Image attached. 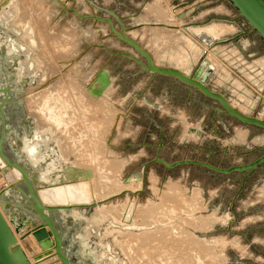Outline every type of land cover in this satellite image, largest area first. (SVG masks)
Returning a JSON list of instances; mask_svg holds the SVG:
<instances>
[{
  "label": "rangeland",
  "instance_id": "374dc122",
  "mask_svg": "<svg viewBox=\"0 0 264 264\" xmlns=\"http://www.w3.org/2000/svg\"><path fill=\"white\" fill-rule=\"evenodd\" d=\"M59 1L65 4L67 10H75L81 15L110 19L117 31L118 23L105 10L116 12L118 7H125L129 14L127 24L123 22L126 35L153 55L157 67L178 68L183 74L191 76L208 61L212 69L205 81L206 87L221 94L231 107L241 110L244 115L264 120V44L253 31L249 37L241 35L249 27L237 17L235 9L227 1ZM16 3L17 8L10 10ZM206 23L224 24L232 29L206 45L194 30V27L206 26ZM68 34L72 37L70 40ZM59 35L71 42L73 50L70 49L72 52L69 54L74 52L72 56L67 57L66 50H60L59 46L57 49L56 43H52ZM45 39L50 42H45ZM40 45L46 46L43 49L49 48V53L44 54ZM104 48L141 60L130 47L111 34L107 24L79 19L73 13L65 12L57 0H0V63L5 58L12 82L21 88L19 101L27 135L20 139V150L26 152L30 146L27 157L31 163L34 162L31 168L37 171L40 179L35 187L59 184L64 179L63 170L68 165L73 166L75 161L76 168L87 170L90 167L89 171L94 168L99 176L105 172L110 177L112 175L122 187L117 190L119 193L101 202L102 206L124 207L115 219L117 222L120 220L118 223H110V215L104 220L92 218L94 208L101 206L99 203L76 209L79 218L73 215L74 210L59 215L66 229L64 235L69 236L71 262L264 264V163L245 177L246 172L220 175L197 165L165 169L162 164L153 161L158 153L159 158L168 164L197 160L221 169L246 165L264 154V130L215 112V108L220 109L216 101L195 89H187L186 85L174 78L157 75L152 85H147L151 74H137L140 67L136 63L124 57L111 56ZM50 55L55 56L52 59ZM185 57L187 62L183 66L182 59ZM49 64H52L53 71ZM100 69L122 74L117 85H110L99 100L89 99L87 103L84 101V105L77 102L80 113L86 114L83 115L85 118L80 117L84 120L73 121L67 132L58 128L55 130L56 124L49 123L51 127L47 126L45 130L51 132V138L47 132L48 137L44 139L45 130L40 128L44 125L40 122L42 116L37 112L35 114V111L29 114L26 97L32 96L34 101L30 105L35 107L36 103L37 107L38 94L58 78L64 79L69 75L76 85H86V88ZM133 74L136 75L132 77ZM75 92L78 90L74 91L73 96L79 97V93ZM33 114L37 115L36 118ZM82 135L80 144L84 146L81 149L80 145V149L85 151L89 145L90 148L94 147L93 150L88 147L87 151H91H86L87 155L83 153L80 158H75L73 150L77 146L76 139ZM158 145H161L160 150L156 148ZM58 153L59 160L65 162L56 160ZM100 154L107 159L105 170L98 167ZM96 157L94 162L98 160L97 164L93 162ZM90 160L97 166L87 165ZM142 171L141 181H135ZM2 173L6 175L7 172L0 169ZM128 178H131L129 182ZM2 182L5 186L3 179ZM112 187L107 186V193L114 194L116 189ZM10 200L18 201L15 193ZM129 204L133 209L153 204L156 209L153 207L154 215L150 214L152 218L149 217L145 225L140 221L134 222L135 213L132 209L128 213ZM6 207L5 213L1 214L14 234L16 222L10 225L9 215H15L17 219L23 214L11 205ZM150 219L154 223L151 224ZM129 224L132 226L128 229ZM67 226H72L70 232ZM26 228L22 232H26ZM141 230H148L150 243L153 241L155 246L148 249H157L154 256H148L155 257H150L153 263L147 257L130 260L128 248L133 244L127 241L133 237H128L126 231L139 235ZM118 232L123 236L119 237ZM158 234H162L163 239ZM156 238H161L163 243ZM15 239L19 240L18 245L28 262L34 264L33 256L40 253L34 239L26 237L20 240L19 234L15 235ZM71 247H75V250Z\"/></svg>",
  "mask_w": 264,
  "mask_h": 264
},
{
  "label": "water",
  "instance_id": "95a60500",
  "mask_svg": "<svg viewBox=\"0 0 264 264\" xmlns=\"http://www.w3.org/2000/svg\"><path fill=\"white\" fill-rule=\"evenodd\" d=\"M227 1L237 13V17L242 19L249 27L250 31H253L264 44V0H225ZM57 3L61 5L62 9L67 13H73L76 17L82 20H95L101 23H105L108 26V30L111 34L130 47L135 54H137L141 60L126 54L111 52V56H120L127 58L136 63L140 70L138 73H149L152 76H166L176 79L178 82L187 86V89H195L205 97L216 101L220 109H214L215 112L225 114L235 119L236 121L253 126L264 130V120L256 117L246 116L235 108L231 107L226 99L219 93L211 91L206 87L205 81L208 74L211 72L210 68H204L200 65L191 76H187L177 69L172 68H161L157 67L151 55L141 48V46L126 35V30L123 21L116 15L115 11L105 12L109 14L119 25L117 31L110 19H103L95 15L84 16L79 14L75 10H67L65 4L57 0ZM111 85L110 76L105 69H100L95 75L91 84L86 87L85 92L93 99L98 100L103 92ZM21 104V103H20ZM0 116L1 110H0ZM5 137L4 121L2 119L1 136H0V158L5 163L7 168H14L21 174V180L19 183L11 185L7 190L0 192V209L2 213H5L6 206L11 205L19 210L23 214V220L16 219L15 215H9L8 222L10 225H14V232L16 235L19 234V239L23 240L28 236H31L37 243L40 253L33 256L34 262H39L50 256H55L59 264H73L67 254L66 246L64 245V234L65 227L62 224V219L59 215L64 212L68 213L71 210L81 209V207H51L45 205L37 196V187L34 186L33 181L30 179L28 171L16 162L13 156H6L1 150V146ZM157 150L161 149V145H158ZM154 162L160 163L165 169H173L180 165H197L203 167L213 173L220 175H229L231 173H242L246 172L245 177L251 175L259 166L264 163V154L254 160L253 162L246 165H239L230 167L228 169H221L214 167L206 162L197 160H182L172 164L166 163L164 160L159 158L158 153L153 160ZM5 172V169H1ZM2 171V172H3ZM64 179L59 182L63 183H74L78 180H89L91 179L92 173L89 170L77 169L71 166L66 167L63 170ZM143 171L140 176H136L135 179L141 181ZM131 179V178H130ZM129 181V178L127 182ZM8 192L15 193L19 199L10 200L11 195ZM92 205H95L93 203ZM92 205L85 206L89 208ZM84 208V207H83ZM23 227H28L26 232H22ZM0 264H29L25 256L23 255L19 245L17 244L15 237L13 236L9 226L2 218L0 214Z\"/></svg>",
  "mask_w": 264,
  "mask_h": 264
},
{
  "label": "bare ground",
  "instance_id": "6f19581e",
  "mask_svg": "<svg viewBox=\"0 0 264 264\" xmlns=\"http://www.w3.org/2000/svg\"><path fill=\"white\" fill-rule=\"evenodd\" d=\"M7 3V2H6ZM4 4V5H7V4ZM13 3H15V2H13ZM20 4H21V1L19 2ZM12 4V3H11ZM15 5V4H14ZM18 4L16 3V5L15 6H13V8H10V10H12L13 9V11H14V8H17L16 6H17ZM28 5V4H27ZM26 5V6H27ZM11 5H9V7H10ZM11 6V7H12ZM147 9V8H146ZM151 9V8H150ZM147 10H149V8L147 9ZM173 11V10H172ZM12 12V11H11ZM17 12V11H16ZM148 12V11H147ZM21 13V12H20ZM13 14V13H12ZM181 16V15H180ZM22 18V17H21ZM213 20V19H212ZM36 21V20H35ZM154 23H156V22H154ZM208 23V22H207ZM207 23L206 24H204V25H206V26H203V27H201V26H199L198 28L196 27H194V30H195V32L198 34V36H199V38L206 44V45H208L209 44V41L210 40H212V39H216V38H218V37H220V36H223V34L225 35V34H227V32H229L231 29L229 28V27H227L226 25H224V24H215V25H212V24H210V25H207ZM224 23V22H223ZM28 24V23H27ZM139 24V23H138ZM192 27V26H191ZM30 28V27H29ZM186 28V27H185ZM189 28V27H188ZM46 29V28H45ZM184 29V28H183ZM126 30V29H125ZM42 31V30H41ZM40 31V32H41ZM71 31V30H70ZM191 31H193V30H191ZM206 31H208V32H210V33H212V34H214V36H212L211 34H209V33H207ZM68 33H70V32H68ZM191 33V32H190ZM61 35V34H60ZM59 35V37H55V41L54 40H52V43L53 42H55L56 43V48L58 49L59 47L61 48L60 50H66V52H67V57H70V56H72L73 55V53H71V54H69V52L71 51V50H73V49H71L72 47L70 46V44H71V42H69L68 41V38L67 39H65L64 37H66L65 36V34H63L64 35V37H61ZM67 35V34H66ZM69 35V40H70V38H72L71 36H72V33H71V36H70V34H68ZM188 35V34H187ZM196 35V34H195ZM42 35H40V37H41ZM188 37H190V36H188ZM42 39H43V37H41ZM46 40H48V39H45V42H46ZM62 40V41H61ZM49 41V40H48ZM61 41V42H60ZM41 42H43L42 40H41ZM45 42H43V44H45ZM50 42V41H49ZM51 44V43H50ZM54 44V43H53ZM52 44V45H53ZM173 44V43H172ZM41 45H42V43H41ZM41 45H40V48H42L41 47ZM46 45V44H45ZM59 46V47H58ZM218 46H220V45H218ZM46 46H44V48H45ZM67 47H69V48H67ZM27 48V47H26ZM55 47H54V49H56ZM67 48V49H66ZM220 48H221V46H220ZM11 49V48H10ZM43 49V48H42ZM41 49V50H42ZM49 49V48H48ZM47 49V50H48ZM54 49H53V51H54ZM71 49V50H70ZM213 49V48H212ZM211 49V50H212ZM46 49H43V51H45V53L44 54H46V52H48ZM50 50V49H49ZM59 50V51H60ZM57 51V50H56ZM133 51V50H132ZM174 51V50H173ZM38 52V51H37ZM58 52V51H57ZM56 52V53H57ZM72 52V51H71ZM147 52H149V51H147ZM172 52V51H171ZM40 53V52H39ZM42 53V52H41ZM49 53V52H48ZM55 53V54H56ZM202 53V52H201ZM53 54V53H52ZM59 54V53H58ZM207 54H209V53H207ZM213 55V54H212ZM47 56V55H46ZM53 57L55 56V55H52ZM51 55H50V58H52L53 59V57H52ZM151 56H153V55H151ZM57 57V56H56ZM66 57V58H67ZM205 57H207V56H205ZM38 58V57H37ZM209 58V57H208ZM213 58V57H212ZM39 59V58H38ZM44 59V58H43ZM55 59V58H54ZM46 60H47V58H46ZM155 60V59H154ZM158 60V59H157ZM156 60V61H157ZM183 60V66L186 64V62H187V58L185 57V58H183L182 59ZM212 60V59H211ZM45 62H48V61H45ZM214 62H216V60H214ZM213 62V63H214ZM50 63H52V62H50ZM82 63V62H81ZM84 63H85V61H84ZM155 64V63H154ZM157 64V63H156ZM215 64V63H214ZM44 65V64H43ZM48 65V63H46V66ZM50 65V64H49ZM73 65V64H72ZM167 66V65H166ZM204 68H210V69H212L211 67V63H209L208 61H206L205 62V64L204 65H202ZM51 69H52V64L49 66ZM191 67V66H190ZM217 67V66H216ZM171 68V67H170ZM172 68H174V67H172ZM215 68V67H214ZM48 69V68H47ZM54 69V68H53ZM53 69H52V71H53ZM176 69H178V68H176ZM41 70V69H40ZM73 70V69H72ZM190 70V69H189ZM214 71V70H213ZM50 72H51V70H50ZM71 73V72H70ZM48 75V74H47ZM64 76H66V75H64ZM63 75H62V77H64ZM85 76V75H84ZM59 80H57V81H55L53 84H51L49 87H47L44 91H41L39 94H38V96H39V102H37L36 100H35V102H37V107H36V103H34L35 104V107H32L31 105H33V104H31V101H34L33 100V98H32V96H31V98H28V97H26L27 99H25L26 100V104H27V108H28V110H30V113L29 114H32L31 112L32 111H35V114H36V112L38 113V114H40L41 116H42V121H40V122H42V123H44V125L43 126H40V128H41V130L44 128V130H45V127H49L50 125H48L49 123L51 124V123H55L56 124V127H55V130H56V128H58L59 130H61L62 132H67V129H68V127H69V125L73 122V121H77V120H80V121H83L84 119L83 118H80L81 116L82 117H84V116H86V114H85V112L83 111V110H81V111H83L84 113H80V110L78 109L79 107H78V105H77V102H83V105H84V101L87 103V101H89V99H91L88 95H87V93L85 92V90H86V88H85V86L83 87L82 85H76L77 83H74L73 81H75V80H73V78H71V77H69V75H67L64 79H62V78H58ZM82 79V78H81ZM83 79H85V78H83ZM73 80V81H72ZM19 81V80H18ZM77 81V80H76ZM71 83H73L72 85H71ZM110 88V86L103 92V94L105 93V92H107V90ZM75 90H78V92H75L76 94L77 93H79L78 94V96L79 97H74L73 96V94H74V91ZM102 94V95H103ZM35 95H37V94H35ZM38 96H37V98L36 99H38ZM75 98H76V100H75ZM101 98V97H100ZM99 98V99H100ZM98 99V100H99ZM77 100H79V101H77ZM33 103V102H32ZM25 104V105H26ZM31 104V105H30ZM82 104V103H81ZM81 104H79V105H81ZM242 105V104H241ZM24 106V105H23ZM87 106V105H86ZM26 108V109H27ZM35 108V109H34ZM82 108V107H81ZM80 108V109H81ZM75 109V110H74ZM237 111H239L240 113H242V114H244L241 110H237ZM34 113V112H33ZM34 115V114H33ZM84 115V116H83ZM29 116V115H28ZM35 116V115H34ZM37 116V115H36ZM36 116H35V118H36ZM85 118V117H84ZM258 118V117H257ZM38 119V118H37ZM36 119V120H37ZM259 119V118H258ZM261 119V118H260ZM40 120V119H39ZM39 122V121H38ZM39 122V123H40ZM39 125V124H38ZM37 125V126H38ZM41 125V124H40ZM53 126V125H52ZM51 127V126H50ZM53 128V127H52ZM51 128V129H52ZM55 130H53V132L55 131ZM196 130V129H195ZM41 132V131H40ZM44 132V139H47V137H48V135H50V138H51V132L49 131V130H45V131H43ZM47 132H49V134L47 133ZM94 133V132H93ZM247 133V132H246ZM46 134H48V135H46ZM247 135V134H246ZM46 136V137H45ZM82 137H83V135L81 136V137H79V138H77L76 139V144H77V146H76V148L74 147V149L75 150H73V153H75L74 154V156H75V158L77 157V158H80L82 155H83V153L85 154L86 153V155H87V152L88 153H90V151H87V150H89L88 149V147L90 146H88L87 148L85 147V151H84V149L83 150H81L82 148H83V146H84V144H80L81 143V140H82ZM262 138V137H261ZM26 139V138H25ZM64 139V138H63ZM38 140V139H37ZM85 140V139H84ZM83 143V142H82ZM96 143V142H95ZM27 144V143H26ZM25 144V145H26ZM30 144V143H29ZM88 144H90L89 143V141H88ZM100 144V143H99ZM98 144V145H99ZM80 145H82V147L80 146ZM95 145V144H94ZM55 146V145H54ZM30 147V146H29ZM29 147H28V149H29ZM80 147H81V149H80ZM91 147H92V145H91ZM94 147V146H93ZM93 147L92 148H90V149H92L93 150ZM27 148V147H26ZM25 148V149H26ZM28 149H26V151L28 150ZM99 149V148H98ZM97 149V150H98ZM103 150V149H102ZM101 150V151H102ZM87 151V152H86ZM94 151H96V147H95V150ZM104 151V150H103ZM21 152V151H20ZM93 153V152H92ZM98 155V154H97ZM89 156V155H88ZM100 156V159H99V161L100 162H98V167H100V168H103L102 170H105V167H106V165H105V161L107 160L106 158H103L102 157V155L100 154L99 155ZM87 157V156H86ZM86 157H85V159H86ZM94 157V156H93ZM92 157V158H93ZM98 157V156H97ZM97 157L96 158H94V160H93V162L95 161V159H97ZM83 158H84V156H83ZM99 158V157H98ZM60 159V156H59V153H58V157H57V161L58 162H65V161H61V160H59ZM87 159H89L88 157H87ZM87 161H89V160H87ZM92 160H90V163H88L87 165H90V164H92L93 165V163L91 162ZM97 161L98 160H96V162H94V163H96L97 164ZM34 163V162H33ZM67 164V163H66ZM100 164V165H99ZM77 165V163H76V161H75V164L72 166V165H70L71 167H73V168H76L75 166ZM0 166L2 167V169H5V171L7 172L6 173V175H3V173H2V179H3V181L5 182V188H3L2 190H7L11 185H14V184H16V183H19L20 182V180H21V174L16 170V169H14V168H7L6 167V165H5V163L1 160V158H0ZM69 166V165H68ZM91 166V165H90ZM94 166V165H93ZM97 165H95L94 167H96ZM63 167V166H62ZM97 167V168H98ZM89 168L90 167H88L87 168V170H89ZM77 169H84V168H77ZM94 169V168H93ZM91 170L93 173V175H92V177H91V179H89V180H78V181H76V182H74V183H63V184H54V185H51V186H42V187H39L38 189H37V196H38V198L41 200V202H43L45 205H49V206H51V207H81V208H83V207H85V206H88V205H92L93 203H95V205H96V203H99V205L101 204V206H97V207H95L94 208V210H93V219H98V220H104V219H107V215H110V218H111V221L112 222H110V223H116L117 221L115 220V219H117L116 217H118L119 216V214H120V211H121V209H123L124 207H118V206H116V207H113V206H102L103 204L101 203L102 201H104L105 199H107L108 198V196H112V195H116L117 193H119V191H117V190H120V189H122V187H121V185L120 184H118L115 180H114V178L112 177V175H111V177L109 176V175H106V172L105 173H100L101 174V176H99V173H97V170L96 169H94V170ZM85 170V169H84ZM3 171V170H2ZM60 171V170H59ZM4 172V171H3ZM109 176V177H108ZM53 178V177H52ZM48 179V178H47ZM130 180V179H129ZM135 181H139L140 182V180L139 179H134ZM2 181V180H1ZM108 182H110V184L108 183ZM129 182V181H128ZM54 183V182H53ZM90 184V185H89ZM113 186L116 190V192L115 191H113L114 192V194H110V193H107V186ZM120 185V186H119ZM8 186V187H7ZM117 186H119V187H117ZM112 187V188H113ZM90 188H91V190H90ZM110 188V187H109ZM111 189V188H110ZM114 190V189H113ZM121 192V191H120ZM112 193V192H111ZM8 194H10V195H12L13 193L12 192H8ZM15 196L19 199V197L15 194ZM126 201V200H125ZM127 202V201H126ZM149 204V203H148ZM151 204V203H150ZM115 205V204H114ZM116 205H118V204H116ZM121 205V204H120ZM161 204H159V206H160ZM123 206H124V204H123ZM129 209H128V213L130 212V210L132 209L133 210V212L135 213L134 214V216L136 217V219H134V222H137V221H140V223L141 222H143L144 224L147 222V220H148V218L150 217V214L153 216L154 214V208L156 207H154V205L152 204V205H146V206H141V207H139V206H137L136 207V205H135V209H133V206H131V204H129ZM154 207V208H153ZM157 207H158V205H157ZM161 207V206H160ZM126 208H127V206H126ZM156 209V208H155ZM0 211H1V209H0ZM163 211V210H162ZM2 213V211L0 212V214ZM122 213V212H121ZM3 214V213H2ZM2 214H1V216H2ZM73 215L75 216V217H77V218H79L78 216H80V214L76 211V210H74L73 211ZM78 215V216H77ZM122 215V214H121ZM133 215V214H132ZM94 216H96V217H94ZM2 218H3V216H2ZM120 218V217H119ZM133 218V217H132ZM137 218H139V219H137ZM150 218H152V217H150ZM156 218H158L157 216H156ZM155 218V219H156ZM4 219V218H3ZM153 219H154V217H153ZM160 219V218H159ZM5 220V219H4ZM120 221V220H119ZM118 221V222H119ZM132 221V220H131ZM150 221H151V219H150ZM6 222V221H5ZM89 222H90V220L88 221V224H89ZM98 222V221H97ZM117 222V223H118ZM152 222L154 223V220L153 221H151V224H152ZM159 222V221H158ZM124 224V223H123ZM160 224V223H159ZM8 225V224H7ZM121 225H122V223H121ZM138 225H140V224H138ZM142 225V224H141ZM146 225V224H145ZM132 226V224H129V225H127V228L129 229V227H131ZM160 227V226H159ZM162 227V226H161ZM160 227V228H161ZM113 229V228H112ZM11 230V229H10ZM111 230V229H110ZM116 230V229H115ZM149 230H151V229H149ZM114 231V230H113ZM142 232L139 234V235H134L133 234V232H128V231H126V233H128V237H133L132 239H131V241L129 240V241H127L126 239V241L127 242H129V244H130V242H131V244H133L132 246L134 247V249H132V246H131V248L129 247L128 249H130V254H129V256L131 257H129L130 258V260L132 259V260H143V259H146L145 257H147L148 258V260L150 261V257H152V256H154V251H156L157 249H155L154 251H151L152 249H154V248H152V249H148L149 248V246L150 247H153L154 245H153V241H151L152 243H150V235H149V232H148V230L147 231H143V230H141ZM12 232V231H11ZM13 232H14V230H13ZM108 232H109V230H108ZM155 232V231H154ZM159 232V231H158ZM105 233V232H104ZM120 232H118V234H119ZM161 233V232H160ZM13 234V233H12ZM14 234L16 235V233L14 232ZM13 234V236L15 237V235ZM106 234V233H105ZM104 234V235H105ZM109 234V233H108ZM115 234V233H114ZM120 234H122V233H120ZM120 234L118 235L119 237H122V236H120ZM151 234H153V233H151ZM158 235H160V234H158ZM162 235V234H161ZM161 235H160V237H161ZM18 236V235H17ZM126 236V235H125ZM146 237V238H141V237ZM157 235H154V237H156ZM163 236V235H162ZM29 238L31 237V236H28ZM32 238V237H31ZM125 238H127V237H125ZM162 238V237H161ZM161 238H160V240H161ZM26 239V238H25ZM129 239V238H128ZM153 239V238H152ZM151 239V240H152ZM157 239V238H156ZM163 239V238H162ZM16 240V242H17V244H19L18 242H19V240H17V239H15ZM29 240V239H28ZM157 240H159V238L157 239ZM159 240V241H160ZM125 241V243H127ZM162 241V240H161ZM167 241V240H166ZM116 242V241H115ZM119 242H120V240H119ZM32 243V242H31ZM122 243H124V241L122 242ZM155 243V242H154ZM162 243H163V241H162ZM166 243V242H165ZM37 244V243H36ZM117 244V243H116ZM128 244V243H127ZM122 244H120V246H121ZM155 245H156V243H155ZM159 245V244H158ZM163 245V244H162ZM161 245V246H162ZM165 245V244H164ZM38 246V245H37ZM120 246H119V248H120ZM160 246V247H161ZM167 246V245H166ZM165 246V247H166ZM34 247H35V245H34ZM125 247H128V245L127 246H125ZM124 246H123V249L125 248ZM155 247V246H154ZM159 247V246H158ZM157 246H156V248H158ZM39 248V247H38ZM122 248V247H121ZM164 248V247H163ZM167 248H169V247H167ZM127 249V248H126ZM125 249V250H126ZM121 250V249H120ZM132 250V251H131ZM150 250V251H149ZM161 251H162V249H160ZM167 250V249H166ZM165 251V250H164ZM150 252V253H149ZM152 252H153V254H152ZM160 253V252H159ZM168 253H169V250H168ZM125 254H126V252H125ZM152 255V256H150V257H148L149 255ZM164 254V253H163ZM122 255H123V253H122ZM25 256V255H24ZM124 256V255H123ZM128 257V256H127ZM159 258V257H158ZM161 258V257H160ZM168 258H170V257H168ZM127 259V258H126ZM152 259H155V257L153 258L152 257ZM162 259V258H161ZM163 259H164V257H163ZM32 260H33V258H32ZM160 260V259H159ZM168 260V259H167ZM171 260V259H170ZM28 261V260H27ZM145 261V260H144ZM143 261V262H144ZM161 261V260H160ZM169 261V260H168ZM34 262V261H33ZM142 262V263H143ZM151 263H153L152 262V260L150 261ZM157 262V261H156ZM163 263H165L164 261H162ZM167 262V261H166ZM132 263H133V261H132ZM145 263V262H144ZM30 264V263H29ZM34 264H59V261H58V259L55 257V256H50V257H48V258H45V259H43V260H41V261H39V262H34ZM107 264V263H106ZM112 264H113V262H112ZM145 264H147V263H145ZM150 264V263H149Z\"/></svg>",
  "mask_w": 264,
  "mask_h": 264
},
{
  "label": "flooded vegetation",
  "instance_id": "af4514ba",
  "mask_svg": "<svg viewBox=\"0 0 264 264\" xmlns=\"http://www.w3.org/2000/svg\"><path fill=\"white\" fill-rule=\"evenodd\" d=\"M3 61L4 62L0 63V110L2 115V118L0 116V136L3 119L5 137L1 146V150L4 155L8 157L13 156L16 159V162L28 171L30 179L33 181L34 186H37L36 184H39L40 182V179H38V175L36 173L37 171L31 168V165H33V163H31L29 157H27V151H24L23 153L20 152V139L23 136L27 135V129L23 122V113L20 104L21 102L19 101L21 88L12 82L11 76L9 75L10 70L6 64L5 58ZM0 169H2L1 166ZM17 219L23 220L22 217H19ZM71 228L72 226H67L69 232ZM69 232L67 233V235L69 234ZM63 238L64 245L67 247V254L72 261V255L68 252V242H70L69 236L65 237L64 235ZM71 249L75 250V247H71Z\"/></svg>",
  "mask_w": 264,
  "mask_h": 264
},
{
  "label": "crops",
  "instance_id": "0c3cea01",
  "mask_svg": "<svg viewBox=\"0 0 264 264\" xmlns=\"http://www.w3.org/2000/svg\"><path fill=\"white\" fill-rule=\"evenodd\" d=\"M127 2L128 3H131L132 2V0H127ZM125 8V7H124ZM123 7L122 8H117V10H116V13L118 14V16L121 18V20L123 21V22H125L126 24H127V19H129V14H128V10H126L125 11V9H124ZM212 25H215V24H212ZM203 27V26H202ZM230 29H232L231 27H229ZM207 33H209V34H211L212 36H214V34H212V33H210V32H208V31H206ZM250 30L249 29H247V30H245L244 32H242L241 33V35H245L246 37H249L250 36ZM228 33V32H227ZM224 35V34H223ZM139 44V43H138ZM149 53V52H148ZM152 57V56H151ZM152 59H153V57H152ZM153 62H154V59H153ZM155 63V62H154ZM106 71L108 72V74H109V76H110V81H111V85H117V81L119 80V77L122 75V74H120L119 72H117V73H114V72H112L111 70H109V69H106ZM137 74H139V73H137ZM136 75V74H135ZM134 74L132 75V77H134L135 76ZM156 78H157V76H152V75H150V78H149V81H148V83H147V85H152V83L156 80ZM19 218V217H18ZM23 228H26V227H23ZM22 228V229H23ZM26 229H28V228H26ZM23 231V230H22ZM27 231V230H26ZM35 255H36V253H35Z\"/></svg>",
  "mask_w": 264,
  "mask_h": 264
},
{
  "label": "built area",
  "instance_id": "2783aa9c",
  "mask_svg": "<svg viewBox=\"0 0 264 264\" xmlns=\"http://www.w3.org/2000/svg\"><path fill=\"white\" fill-rule=\"evenodd\" d=\"M2 180V175L0 174V192L2 191V189L5 187Z\"/></svg>",
  "mask_w": 264,
  "mask_h": 264
}]
</instances>
